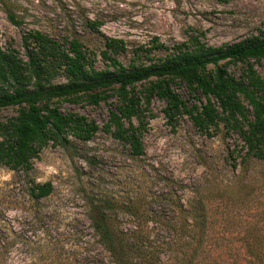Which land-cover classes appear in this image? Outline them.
Instances as JSON below:
<instances>
[{"label":"rangeland","instance_id":"rangeland-1","mask_svg":"<svg viewBox=\"0 0 264 264\" xmlns=\"http://www.w3.org/2000/svg\"><path fill=\"white\" fill-rule=\"evenodd\" d=\"M9 2L22 24L11 25L0 6V51L14 50L23 62L27 58L22 38L29 31L57 40L76 35L95 54L99 69L107 66L101 57L106 38L124 42L118 61L128 69L169 56L174 45L186 40L190 28L202 32L201 40L212 47L264 33V0ZM81 11L102 22L98 34L90 33L79 20ZM250 65L264 78V61L231 65L228 72L239 78ZM55 82L65 79L59 76ZM145 85L138 84L136 91L142 92ZM171 89L188 109L200 107L185 86L175 82ZM115 103V98L97 107L60 103L62 113L83 116L99 126L94 138L81 142L70 137L65 145L50 142L33 160L28 175L0 166V264H111L91 228L93 200L111 204L109 221L121 233H137L140 225L158 246L161 264H174L185 249L187 239L178 225L186 214L180 206L188 209L197 199L208 202V213L217 225L225 215L242 224H264V161L251 159L244 171L243 141L235 132L223 124L209 134L200 132L187 112L171 120L167 103L153 96L148 106L143 105L144 156L132 159L128 147L103 129ZM15 116L13 108L0 110L2 122ZM133 123L140 126L136 119ZM30 180L50 182L52 193L33 200ZM231 200L239 206L230 209ZM129 207L143 210L151 222L142 225V219L130 215ZM224 233L236 237L239 231Z\"/></svg>","mask_w":264,"mask_h":264},{"label":"trees","instance_id":"trees-1","mask_svg":"<svg viewBox=\"0 0 264 264\" xmlns=\"http://www.w3.org/2000/svg\"><path fill=\"white\" fill-rule=\"evenodd\" d=\"M0 6L11 25L21 26L22 20L9 0H0ZM78 15L90 33H99L102 22L88 18L82 11ZM203 37L202 32L190 28L186 40L174 45L169 56L128 69L118 61L126 47L124 42L106 38L101 57L107 66L99 69L95 54L76 35L57 40L41 31H29L22 38L27 62L14 50L0 51V110H16L15 117L0 121V166L28 175L33 160L50 142L65 145L70 137L91 141L99 126L83 116L62 113L59 105L86 102L97 107L111 98L116 103L103 129L128 147L132 159H140L144 156L143 105L148 106L153 96L167 103L166 114L171 120L187 112L200 132L209 134L220 124L235 132L243 141L244 171L251 159L263 162L264 78L251 65L239 78L228 68L251 60L264 61V33L220 47L205 44ZM59 76L65 82L56 83ZM175 82L185 86L200 107L188 109L171 89ZM143 83V91L137 92L136 86ZM134 119L140 122L139 127ZM52 191L50 182L29 181V195L35 201ZM230 203V209L239 206L232 200ZM208 206L204 199L195 200L185 210L180 206L186 219L178 227L187 240L174 264H264V224H242L225 215L217 225ZM90 207L91 228L111 264H161L158 246L140 225L137 233L123 234L109 221L112 208L107 200L90 201ZM127 210L135 219H142L145 227L151 222L143 210ZM234 230L239 231L236 237L225 236L224 232Z\"/></svg>","mask_w":264,"mask_h":264}]
</instances>
